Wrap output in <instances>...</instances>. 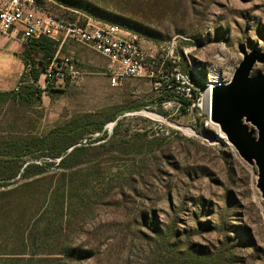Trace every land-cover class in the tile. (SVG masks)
<instances>
[{
  "label": "rangeland",
  "instance_id": "1",
  "mask_svg": "<svg viewBox=\"0 0 264 264\" xmlns=\"http://www.w3.org/2000/svg\"><path fill=\"white\" fill-rule=\"evenodd\" d=\"M42 7L117 25L153 44L174 41L194 71L206 80L216 72L220 84L245 54H264V0H43ZM60 53L73 59L79 78L62 89L45 88L43 100L35 101L39 110H20L33 116H0V139L7 141L64 131L75 122L101 124L100 132L88 131L74 146L86 152L65 162L64 170L60 158L27 159L44 167L25 192L37 202L31 217L41 229L45 219L53 220L50 194L72 188L63 240L45 244L68 246L67 264H264L257 168L239 157L207 115L162 105L144 78L112 87L107 61L80 44L70 41ZM250 75L263 76L264 64H255ZM15 216L5 215L0 229V261L20 246L21 236L7 226ZM42 242L36 239L31 251Z\"/></svg>",
  "mask_w": 264,
  "mask_h": 264
},
{
  "label": "built area",
  "instance_id": "2",
  "mask_svg": "<svg viewBox=\"0 0 264 264\" xmlns=\"http://www.w3.org/2000/svg\"><path fill=\"white\" fill-rule=\"evenodd\" d=\"M0 35H13L22 46L30 38L42 37L51 41L57 49L47 59V67L36 82L29 75L30 66L23 68L19 87L30 83L39 85L40 91H45V88L62 89L76 81L80 73L73 59L60 53V49L70 41L107 61L106 75L112 87L128 79L144 78L155 98L171 97V100L161 101L164 106L181 108L184 102H189L187 109L198 108L203 112L202 107L207 102L211 106L212 88L226 84H220L217 78L212 79V73L206 80L194 71L188 58L183 60L177 52L174 41L153 44L117 25L53 15L38 7L36 0H0ZM185 60L188 69L183 70ZM15 92H18V87Z\"/></svg>",
  "mask_w": 264,
  "mask_h": 264
},
{
  "label": "trees",
  "instance_id": "3",
  "mask_svg": "<svg viewBox=\"0 0 264 264\" xmlns=\"http://www.w3.org/2000/svg\"><path fill=\"white\" fill-rule=\"evenodd\" d=\"M36 2L38 7L43 9V0H37ZM67 5L71 9L80 11V8L77 6H72V4ZM56 50L51 41L42 37L30 38L23 44V49L18 54V57L21 59L24 67L30 66L29 75L34 82L39 79L47 67V59L52 57ZM29 88L35 90L33 85L29 86ZM18 95L20 96V93ZM162 100L168 101L171 100V97L167 96L164 99L156 98V101L160 103ZM188 104L189 102H184V108H181L187 110L186 106ZM89 125L93 127L91 130L89 129ZM101 129V124L75 122L71 128L64 129V131L53 130L48 134H43L41 137L26 136L17 140L10 138L8 141L0 139V229L4 226L5 215L6 217H10L12 211H15L16 216L13 218V222L11 224L5 223L14 235L21 236L19 248L13 249L9 254H6V258L1 260L5 262L3 264H67L65 260L70 258L72 254L68 246L60 244V247H51L45 243L47 239L63 240V219L65 212L69 209L72 188L61 187L50 194V198L53 196V200H55L53 220L49 222V219H45V224L41 229V222L39 227V222L32 220V217H35L33 216V209L37 205V202L30 195H26L25 192L29 188H32L36 184L37 177L43 176L45 172L44 167L28 162L27 159L60 158L59 166L64 170L62 165L65 162L74 158L79 153L86 152L84 146L74 147L84 138L85 133L90 131V134H93L100 132ZM71 147L74 148L64 157L66 151ZM17 177L18 179L15 180ZM44 194L48 197L49 193L47 189L44 191ZM44 216V214L41 216L42 219ZM36 239H41L44 243L42 242L40 244L41 248H37V251L33 252L31 251L34 247L32 244H35L34 241ZM28 241L31 245L29 248H26ZM27 250L30 251V254H28Z\"/></svg>",
  "mask_w": 264,
  "mask_h": 264
},
{
  "label": "water",
  "instance_id": "4",
  "mask_svg": "<svg viewBox=\"0 0 264 264\" xmlns=\"http://www.w3.org/2000/svg\"><path fill=\"white\" fill-rule=\"evenodd\" d=\"M257 63L264 64V54L252 50L226 84L212 88L209 120L242 160L256 166L257 188L264 199V75H250ZM246 124L255 129L256 137Z\"/></svg>",
  "mask_w": 264,
  "mask_h": 264
},
{
  "label": "crops",
  "instance_id": "5",
  "mask_svg": "<svg viewBox=\"0 0 264 264\" xmlns=\"http://www.w3.org/2000/svg\"><path fill=\"white\" fill-rule=\"evenodd\" d=\"M67 44L68 42L62 48ZM22 49V44L13 35H0V116H5L4 119L6 116H33L29 112L23 113L20 110L22 108L39 110V106L35 107L37 106L35 101L43 100L47 93V91L39 92L29 88L31 85L34 86L30 83L19 87V76L24 66L18 54ZM17 87L18 92H15Z\"/></svg>",
  "mask_w": 264,
  "mask_h": 264
},
{
  "label": "bare ground",
  "instance_id": "6",
  "mask_svg": "<svg viewBox=\"0 0 264 264\" xmlns=\"http://www.w3.org/2000/svg\"><path fill=\"white\" fill-rule=\"evenodd\" d=\"M218 75H217V73L215 72V73H213V74H211V78L212 79H214V78H217V80H218ZM202 110H203V112L207 115V117L209 118L210 117V107H209V105H208V102H207V104L205 105V106H203L202 107ZM145 115V114H144ZM148 116H152V117H154V118H158V117H156L157 115H153V114H147ZM214 125H216V124H214ZM213 125V127L215 128V130H217V127H218V125H216V126H214ZM108 127H112V125H109ZM218 129H219V127H218ZM219 133H220V131H219ZM220 135L222 136V137H224V135L223 134H221L220 133ZM225 138V137H224Z\"/></svg>",
  "mask_w": 264,
  "mask_h": 264
}]
</instances>
